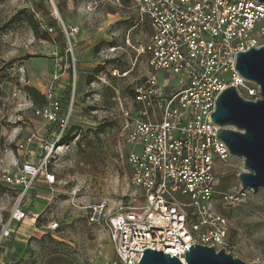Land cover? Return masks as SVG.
I'll return each instance as SVG.
<instances>
[{
    "label": "rangeland",
    "instance_id": "rangeland-1",
    "mask_svg": "<svg viewBox=\"0 0 264 264\" xmlns=\"http://www.w3.org/2000/svg\"><path fill=\"white\" fill-rule=\"evenodd\" d=\"M149 34L130 0H0V166L22 179L27 160L39 164L48 154L57 176L55 193L42 173L25 193L22 184L0 180V229L15 206L28 213L10 222L13 232L0 249V264L115 259L108 225L91 221L86 207L105 201L109 218L135 192L121 109L147 75L146 59L128 40L136 45ZM26 86L38 91L34 99ZM50 92L62 104V118L72 108L66 142L55 144L60 120L35 113L49 106ZM33 134L37 139L20 149ZM243 171L235 157L217 168L216 209L229 220L224 249L246 263L264 264V188L248 189L238 200L225 198L240 189ZM54 222L60 223L57 231L49 228Z\"/></svg>",
    "mask_w": 264,
    "mask_h": 264
},
{
    "label": "built area",
    "instance_id": "built-area-1",
    "mask_svg": "<svg viewBox=\"0 0 264 264\" xmlns=\"http://www.w3.org/2000/svg\"><path fill=\"white\" fill-rule=\"evenodd\" d=\"M130 2L138 23L150 28L145 42L134 45L128 40L138 56L146 59L147 75L121 109L129 145L130 184L135 192L109 218L104 213L108 208L105 201L86 207L91 209V221L108 225L116 256L107 264H138L148 248L182 261L186 246L196 243L226 249L229 220L216 209L217 168L234 156L217 138L219 126L211 114L228 86L234 85L242 95L245 91L248 99L261 97L259 86L238 73L236 58L239 52L264 46V2ZM47 98L49 106L35 109V113L51 122L60 120L56 144L64 139L73 113L70 107L62 118L59 99L52 92ZM36 139L33 134L18 146L25 149ZM39 160V164L27 160L23 173L28 179H18L11 169L0 166V180L22 184L25 193L42 173L48 189L55 193L57 176L49 169V155ZM247 192L240 187L225 198L238 200ZM27 216L17 205L10 222H21ZM10 222L0 229V249L12 236ZM59 227L54 222L49 228L57 231Z\"/></svg>",
    "mask_w": 264,
    "mask_h": 264
},
{
    "label": "water",
    "instance_id": "water-1",
    "mask_svg": "<svg viewBox=\"0 0 264 264\" xmlns=\"http://www.w3.org/2000/svg\"><path fill=\"white\" fill-rule=\"evenodd\" d=\"M236 61L238 73L259 86L261 97L251 100L234 85L228 86L218 96L211 116L219 126L217 138L226 143L230 154L243 161L244 171L238 176L242 189L258 192L264 188V46L239 52ZM186 248L184 262L162 250L148 248L138 264H256L246 263L224 248L217 250L201 243Z\"/></svg>",
    "mask_w": 264,
    "mask_h": 264
},
{
    "label": "trees",
    "instance_id": "trees-1",
    "mask_svg": "<svg viewBox=\"0 0 264 264\" xmlns=\"http://www.w3.org/2000/svg\"><path fill=\"white\" fill-rule=\"evenodd\" d=\"M26 89H27V91H28V94L31 96V98L33 97V99H34V96L36 95V94H38V91L35 89V88H33V87H29V86H26L25 87ZM2 87H1V84H0V109H1V107H2V99H1V97H2ZM0 126H2V124L0 123ZM70 139V135H66L65 136V138L62 140V141H68ZM0 145H1V141H0Z\"/></svg>",
    "mask_w": 264,
    "mask_h": 264
},
{
    "label": "bare ground",
    "instance_id": "bare-ground-1",
    "mask_svg": "<svg viewBox=\"0 0 264 264\" xmlns=\"http://www.w3.org/2000/svg\"><path fill=\"white\" fill-rule=\"evenodd\" d=\"M183 262H184V260H183Z\"/></svg>",
    "mask_w": 264,
    "mask_h": 264
}]
</instances>
